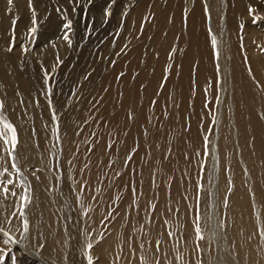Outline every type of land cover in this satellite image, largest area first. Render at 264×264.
Wrapping results in <instances>:
<instances>
[{
  "label": "bare ground",
  "instance_id": "bare-ground-1",
  "mask_svg": "<svg viewBox=\"0 0 264 264\" xmlns=\"http://www.w3.org/2000/svg\"><path fill=\"white\" fill-rule=\"evenodd\" d=\"M149 1L130 22L127 63L98 94L101 129L96 74L83 85L75 70L48 86L52 56L7 51L6 10L25 16L17 41L28 36L24 0L11 11L0 0V100L18 133L15 191L23 184L32 198L27 238L10 246L17 264H87L88 254L93 264H264V19L252 22L264 0ZM150 15L156 24L139 42ZM0 157L12 171L2 142ZM17 201L0 195V227L20 240L22 221L10 217Z\"/></svg>",
  "mask_w": 264,
  "mask_h": 264
},
{
  "label": "rangeland",
  "instance_id": "rangeland-1",
  "mask_svg": "<svg viewBox=\"0 0 264 264\" xmlns=\"http://www.w3.org/2000/svg\"><path fill=\"white\" fill-rule=\"evenodd\" d=\"M144 1L145 0H115V3H112V0H93L91 4H87V0H79V3H77V0H73V3H69V0H46V3H43V0H32V8H30L29 0H24L29 23L27 31L29 32L31 26L33 27L31 22L33 9L36 13L35 27L37 28V32L33 35L32 46L28 52L30 54L27 55V60L32 58V54L37 49L40 50L41 53L44 52L52 56V64H48L44 69L49 77L46 78L48 86L53 84V79H60V75L68 76L69 73L75 70L79 72V77L83 85L88 82L92 75L96 74V126L99 124L98 126L101 129H103L107 121L105 115L102 116L99 113L103 99L98 94L106 93L109 90L112 86V82L110 83V81L113 79L116 67L122 65V63L125 66L127 63L126 59L136 46H131V41H133L132 38L135 32L131 29L130 22L137 21V14ZM151 1L152 0H150L149 3ZM85 4H87V8H85ZM109 4H111L112 14L111 16H105V9ZM73 8L76 10L73 11ZM148 10L151 11L153 9L149 8ZM4 15L9 19L12 18L10 29L7 32V37L9 39L7 49L10 45L14 44L11 52L7 50L9 54L12 55L15 49L22 47L25 43L27 44L29 34H27L28 32L25 34L28 36L24 39L25 43L22 42L24 43L23 45L21 42L17 41L18 38L16 34H18V22L25 18L20 10L16 9L12 14H8L6 10ZM13 20L16 21L15 24H13ZM67 20L72 21V29L68 33L70 37L72 36L70 39L74 38L76 25L79 26L82 35L78 39L79 41L75 39L71 40V46L62 38L66 31L63 25L67 23ZM155 21V15H150L147 21H145V24L143 23V25L139 27V32L136 35L137 41H142V39H140L141 34H144L151 26L156 24ZM52 22H54V24ZM61 47L64 49H61ZM76 47L81 50V53L82 50H84V56L80 57L81 55L75 51L77 49ZM75 53L77 57H75ZM57 57H59L62 63L57 61ZM12 58L15 60V55ZM55 63H58V65L56 66ZM21 64L22 67H26L27 61L25 62L23 59ZM56 73L57 75H55ZM120 76L118 79H120ZM29 79L31 80V78ZM97 130L98 129H96V141L98 139V133L101 131ZM84 148H86L85 151H83ZM76 149L79 153L83 152L85 156H88L87 144L84 147L78 144ZM199 198L200 200L202 199V194H200Z\"/></svg>",
  "mask_w": 264,
  "mask_h": 264
},
{
  "label": "snow or ice",
  "instance_id": "snow-or-ice-1",
  "mask_svg": "<svg viewBox=\"0 0 264 264\" xmlns=\"http://www.w3.org/2000/svg\"><path fill=\"white\" fill-rule=\"evenodd\" d=\"M93 0H87V4H91ZM8 5L10 6L8 8V11H11V6L13 5V0H7ZM69 3H73V0H69ZM77 3H79V0H77ZM112 3H115V0H112ZM87 4H85V8H87ZM29 7L32 8V0H29ZM76 9L73 8V11ZM255 12L254 9L249 7V14L253 15ZM105 16H111V4L108 5V7L105 9ZM66 19V17H65ZM264 19V17H260L258 15H253V23H256L260 20ZM15 20H13V24H15ZM32 25L29 29V36L33 37V35L37 32V28L35 27L36 25V13L35 10L33 9L32 12ZM243 28V25H241ZM63 28L66 30L63 35V39L68 42L69 46H71V39L69 36V32L72 29V21L67 20V23L63 25ZM216 38L213 36L212 37V45L215 48L216 46ZM14 47L13 45H10L8 48V51L11 52L12 48ZM22 51L24 53H27L29 49L27 47L22 46ZM57 61L61 62L59 60V57H57ZM47 72H45V76L47 78ZM123 75V73H121ZM87 78V77H85ZM48 92H51V89H48ZM5 109V103L3 100H0V142L3 143L5 151L7 152L8 157L11 158V169L12 171H9L8 167H0V195L4 197V199H8L9 197H18L17 203L14 205V210L11 211L10 217H19L22 221V231L24 236L22 239L18 240L15 236L12 235L11 231L6 229L5 227H0V233L3 234V245L5 247H0V264H6V259H11V264H17V257L14 255H10L12 249L11 245H17L23 242V239L27 238V235L29 233V220L27 217V209L29 205L32 202V198L29 194L30 189L28 187H25L23 184L20 185V187L23 189L22 193H17L15 191V188L17 186V181L18 178L22 175L21 169L16 163L17 156L15 155L16 152V147L18 144V133L16 130V127L14 124L8 119V117L4 113ZM53 120H56L55 114L53 115ZM53 135L59 139V134H58V128L56 131H54ZM205 141H207V136H205ZM4 157H0V160H3ZM128 160H131V155L128 156ZM39 179V177H37ZM83 190V189H81ZM77 201H79V196H77ZM225 206L227 207V199H225ZM153 207H155L153 205ZM200 217L197 215L196 221H195V234H196V239L197 241L203 240L204 236L202 235L201 227H200ZM7 223H11V219L6 218ZM222 226V225H221ZM171 235V233H169ZM260 235L262 239H264V229H261ZM40 247H43V245H40ZM93 245L91 243L87 244V250H91ZM197 249H199V245H197ZM87 264H93V257L92 255L88 254L87 255Z\"/></svg>",
  "mask_w": 264,
  "mask_h": 264
}]
</instances>
